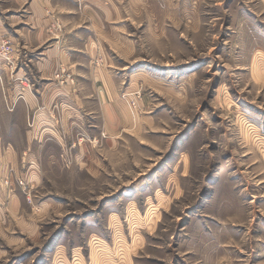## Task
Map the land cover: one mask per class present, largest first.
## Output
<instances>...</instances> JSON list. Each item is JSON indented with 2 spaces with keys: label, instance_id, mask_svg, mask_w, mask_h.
Returning <instances> with one entry per match:
<instances>
[{
  "label": "rangeland",
  "instance_id": "374dc122",
  "mask_svg": "<svg viewBox=\"0 0 264 264\" xmlns=\"http://www.w3.org/2000/svg\"><path fill=\"white\" fill-rule=\"evenodd\" d=\"M76 1L111 51L54 72L84 123L22 149L0 86V264H264V0ZM10 52L0 83L36 76Z\"/></svg>",
  "mask_w": 264,
  "mask_h": 264
},
{
  "label": "crops",
  "instance_id": "0c3cea01",
  "mask_svg": "<svg viewBox=\"0 0 264 264\" xmlns=\"http://www.w3.org/2000/svg\"><path fill=\"white\" fill-rule=\"evenodd\" d=\"M61 1L0 0V37L9 36L13 40L12 53L16 54L17 48L20 47L25 56L24 68L29 66V70L37 71L36 76L32 78L29 76L22 79L8 77L0 83V86L4 88L5 97L9 101L18 102L15 110L7 111L5 124H11L10 121L15 118L24 119L25 124V119L29 121L33 119V124L30 123L31 125L23 130L26 135V145L22 149H42L51 140L62 144L73 122L84 123L86 110L80 103L81 97L75 93L76 91L72 93V88L77 84L68 83L70 81L67 84H60L55 79L54 72L61 65H73L81 55L99 52L110 56L111 51L106 49L108 46L100 33L96 34L94 30L83 29L79 24L75 12L80 3L76 0L75 2L69 0L68 3ZM96 3L103 5L104 8H110V5L116 8L118 5L115 0H84L81 5L84 4L86 12L90 13L89 7L94 8ZM91 16L92 29H94L96 20L93 14ZM58 19L63 24L62 29L54 25ZM98 24H100L99 21ZM100 30L105 32L103 28ZM88 59H91L92 63V57L88 56ZM6 64L7 67L13 64L14 68L18 62L17 60L6 61ZM111 80L108 71L101 78L97 77L94 80L98 100L104 106L110 105L111 95L115 90ZM74 95L78 102L75 101ZM59 120H62L63 125L59 123ZM8 143V150L20 148L11 145L9 141Z\"/></svg>",
  "mask_w": 264,
  "mask_h": 264
},
{
  "label": "built area",
  "instance_id": "2783aa9c",
  "mask_svg": "<svg viewBox=\"0 0 264 264\" xmlns=\"http://www.w3.org/2000/svg\"><path fill=\"white\" fill-rule=\"evenodd\" d=\"M12 49H13L12 45L9 44V41H3L0 45V55H7V57H10V53H11L10 51ZM57 76L61 77L62 75L58 73Z\"/></svg>",
  "mask_w": 264,
  "mask_h": 264
}]
</instances>
